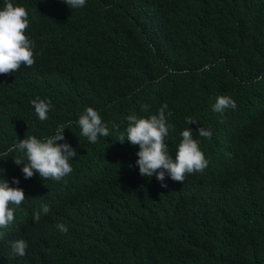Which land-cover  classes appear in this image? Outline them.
I'll use <instances>...</instances> for the list:
<instances>
[{
    "label": "trees",
    "instance_id": "trees-1",
    "mask_svg": "<svg viewBox=\"0 0 264 264\" xmlns=\"http://www.w3.org/2000/svg\"><path fill=\"white\" fill-rule=\"evenodd\" d=\"M15 3L28 11L35 63L0 74V152L64 123L77 156L68 176L45 185L24 179L17 153L0 157V179L18 178L12 186L25 193L22 216L50 207L23 227L24 257L5 230L0 264H264V0H87L74 11L62 0ZM221 95L236 110L214 113ZM37 96L54 109L43 122ZM164 103L171 155L185 117L197 121L194 134L212 131L194 136L208 166L184 182L165 176L167 187L141 176L138 146L118 140L129 114ZM86 107L109 128L96 144L75 124Z\"/></svg>",
    "mask_w": 264,
    "mask_h": 264
},
{
    "label": "clouds",
    "instance_id": "clouds-1",
    "mask_svg": "<svg viewBox=\"0 0 264 264\" xmlns=\"http://www.w3.org/2000/svg\"><path fill=\"white\" fill-rule=\"evenodd\" d=\"M62 3L74 11L84 8L87 0H62ZM28 26V11L24 6L16 4L15 0H0V74L15 73L21 66L31 67L35 63V44L25 34ZM204 70H209V66L205 65ZM30 104L41 122L48 120L49 112L54 110L51 101L46 98L37 96ZM167 108V103H164L155 114L147 117L129 114L126 117L127 127L118 139L122 143L127 141L133 146H138L135 166L139 174L149 179L155 177L161 187H167L164 183L165 176L173 181L184 182L186 174L202 172L209 162L201 150L200 141L194 136L206 140L212 136V131L202 126L198 127L194 134L189 125L197 121L191 116L185 117L188 127L179 132L180 140L176 145L175 155H171L168 138L175 128L169 122L171 113H166ZM236 108L235 100L226 95L217 96L215 103L211 105L214 113L221 114L226 109L234 111ZM75 124L79 127L80 136L91 144H96L100 137L110 136L107 123L93 107H86L79 114ZM65 129L67 125L61 123L57 124L53 134L49 136L29 135L18 139L6 151L0 152V157L10 152L17 153L14 162L22 166L20 170L24 179L37 174L33 179L34 185H45L49 179L62 181L73 171L70 161L77 156L76 149L65 140ZM12 185H19V179L13 177L11 182L0 179V240L4 239L7 229L10 237L16 239L8 241L11 253L24 257L28 242L22 234L23 227L29 222L38 223L43 216L50 213V207L47 203H42L32 214L23 217L19 208L25 201V193L22 188ZM56 228L61 233L68 231L64 224H57Z\"/></svg>",
    "mask_w": 264,
    "mask_h": 264
}]
</instances>
